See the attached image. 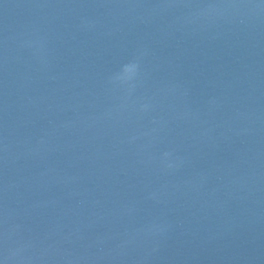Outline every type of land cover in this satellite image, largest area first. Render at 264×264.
Instances as JSON below:
<instances>
[{"label": "water", "instance_id": "1", "mask_svg": "<svg viewBox=\"0 0 264 264\" xmlns=\"http://www.w3.org/2000/svg\"><path fill=\"white\" fill-rule=\"evenodd\" d=\"M0 264H264V0H0Z\"/></svg>", "mask_w": 264, "mask_h": 264}, {"label": "clouds", "instance_id": "2", "mask_svg": "<svg viewBox=\"0 0 264 264\" xmlns=\"http://www.w3.org/2000/svg\"><path fill=\"white\" fill-rule=\"evenodd\" d=\"M122 71L124 72L125 76L123 77V79H128L131 78V74L134 71V67L131 66H125Z\"/></svg>", "mask_w": 264, "mask_h": 264}]
</instances>
